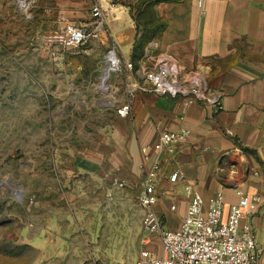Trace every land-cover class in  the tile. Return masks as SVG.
I'll return each mask as SVG.
<instances>
[{
  "label": "crops",
  "instance_id": "crops-1",
  "mask_svg": "<svg viewBox=\"0 0 264 264\" xmlns=\"http://www.w3.org/2000/svg\"><path fill=\"white\" fill-rule=\"evenodd\" d=\"M154 2L148 11L156 19L150 30L156 35L148 36V44L140 43L143 29L138 27L134 11L113 7L107 12L105 31H101V46L104 48L103 38L108 37L106 45L115 50L123 66L131 61L151 68L156 57L168 55L188 69L204 72L209 92L220 97L221 107L214 112L203 102L185 106L182 97L137 91L130 115L117 114L115 130L103 136L98 149L88 154L87 141H74L78 152L73 167L67 170L74 178L67 201L71 209L66 216L52 220L61 241L59 252L52 255L76 257V264H88V173L102 177L112 171L123 178L125 186H137L140 194L147 171L159 162L154 210L166 229L177 228L185 216L191 200L188 187L198 191L206 204L223 193L226 212L239 192L261 195V206L250 219L260 247L259 262L264 264V0H204L201 7L198 0ZM85 5L86 11H58L51 27H62L65 21L89 23L90 4ZM87 49L86 54L91 45ZM106 56L89 58L99 81ZM112 56L110 65L115 63ZM125 77L131 80L134 76L125 69L120 87L114 73L110 78L107 93L118 97L114 102L124 93ZM109 99L102 97L103 103L98 101L96 106L114 107ZM181 129L188 136L173 151L160 155L152 148L142 151L162 131ZM175 172L182 178L173 181ZM154 244L161 254L159 243Z\"/></svg>",
  "mask_w": 264,
  "mask_h": 264
},
{
  "label": "rangeland",
  "instance_id": "rangeland-1",
  "mask_svg": "<svg viewBox=\"0 0 264 264\" xmlns=\"http://www.w3.org/2000/svg\"><path fill=\"white\" fill-rule=\"evenodd\" d=\"M154 1L164 0H109L112 8L134 11L143 29L140 43L146 44L156 35L150 31L156 19L148 11ZM85 4L0 0V264L77 262L52 255L61 247L52 220L71 209L67 201L74 178L67 170L78 152L74 141H87L90 154L119 119L113 106H96L102 97L118 98L104 91L110 66L100 78L106 84L101 83L102 90L89 59H104L113 49L106 45L108 37L103 48L100 32L89 42L88 54L85 47L65 52L55 42L61 26L51 24L58 11H86ZM157 24L163 28L162 21ZM124 76L122 65L114 73L117 86ZM107 172L102 177L88 173V264H133L145 246L144 208L137 186H119L123 178Z\"/></svg>",
  "mask_w": 264,
  "mask_h": 264
},
{
  "label": "built area",
  "instance_id": "built-area-1",
  "mask_svg": "<svg viewBox=\"0 0 264 264\" xmlns=\"http://www.w3.org/2000/svg\"><path fill=\"white\" fill-rule=\"evenodd\" d=\"M83 1L90 4L89 23L83 25L65 21L56 31L55 42L65 52L85 47L83 52L86 53L92 38L106 28L107 12L112 9L111 3L108 0ZM203 3L204 0H198L200 7ZM111 52L116 54L114 49L108 54ZM108 54L101 74L102 77L109 65L108 89L104 90L107 92L110 91L109 81L112 74L118 72L123 65L119 57L117 63L110 65ZM124 67L134 77L131 80L125 77L124 93L113 103L116 113L121 117L130 115L131 100L137 91L171 98L182 97L185 99V106L203 102L211 105L214 112L221 107L220 97L209 92L205 73L184 67L171 56L159 55L151 68H146L143 64L135 65L131 61L126 62ZM99 87L102 89L100 81ZM187 136L188 131L185 129L162 131L156 141L143 147L142 151L152 148L159 155L166 151L171 152L173 146ZM159 170L160 163L156 162L147 171L144 188L139 195V203L144 208L142 225L145 246L140 250L134 264H260V247L250 218L261 206V195L239 192L238 200L231 203L226 212L223 193H217L206 204L198 191L188 187L191 200L185 216L177 228L166 229L154 210L157 202L155 181ZM181 178L182 175L178 172L171 177L173 181ZM116 184L124 185L122 181H117ZM244 218L248 220L243 222ZM156 241L161 254L156 251Z\"/></svg>",
  "mask_w": 264,
  "mask_h": 264
},
{
  "label": "bare ground",
  "instance_id": "bare-ground-1",
  "mask_svg": "<svg viewBox=\"0 0 264 264\" xmlns=\"http://www.w3.org/2000/svg\"><path fill=\"white\" fill-rule=\"evenodd\" d=\"M110 54H114V55L116 56V61H115V63H117V61H118V57H117V55H116L114 52H111ZM110 54L108 55V59H109ZM110 63H111V62H110ZM101 83H102V81H101ZM102 84H103V83H102Z\"/></svg>",
  "mask_w": 264,
  "mask_h": 264
}]
</instances>
